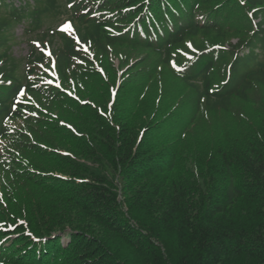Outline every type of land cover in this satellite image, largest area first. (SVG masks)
<instances>
[{"label": "trees", "instance_id": "obj_1", "mask_svg": "<svg viewBox=\"0 0 264 264\" xmlns=\"http://www.w3.org/2000/svg\"><path fill=\"white\" fill-rule=\"evenodd\" d=\"M18 1L0 264H264V0Z\"/></svg>", "mask_w": 264, "mask_h": 264}, {"label": "rangeland", "instance_id": "obj_2", "mask_svg": "<svg viewBox=\"0 0 264 264\" xmlns=\"http://www.w3.org/2000/svg\"><path fill=\"white\" fill-rule=\"evenodd\" d=\"M25 28L24 25L20 24L17 26L16 30H15V34L16 36L19 37V39L17 40V42L15 43V45L12 48V53L16 56V57H26L30 51L29 48V43L28 41H26L25 38ZM237 39L233 38L232 41L235 42ZM52 72V71H50ZM53 74V73H51Z\"/></svg>", "mask_w": 264, "mask_h": 264}, {"label": "snow or ice", "instance_id": "obj_3", "mask_svg": "<svg viewBox=\"0 0 264 264\" xmlns=\"http://www.w3.org/2000/svg\"><path fill=\"white\" fill-rule=\"evenodd\" d=\"M241 3H244V0H241ZM68 26H69L68 23H65V24L63 25L64 28H67Z\"/></svg>", "mask_w": 264, "mask_h": 264}]
</instances>
